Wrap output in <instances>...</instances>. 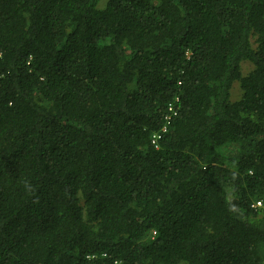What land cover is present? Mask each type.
Masks as SVG:
<instances>
[{"label": "trees", "instance_id": "obj_1", "mask_svg": "<svg viewBox=\"0 0 264 264\" xmlns=\"http://www.w3.org/2000/svg\"><path fill=\"white\" fill-rule=\"evenodd\" d=\"M0 0V264H264V0Z\"/></svg>", "mask_w": 264, "mask_h": 264}, {"label": "built area", "instance_id": "obj_2", "mask_svg": "<svg viewBox=\"0 0 264 264\" xmlns=\"http://www.w3.org/2000/svg\"><path fill=\"white\" fill-rule=\"evenodd\" d=\"M254 208L264 210V202L258 201L254 203Z\"/></svg>", "mask_w": 264, "mask_h": 264}, {"label": "rangeland", "instance_id": "obj_3", "mask_svg": "<svg viewBox=\"0 0 264 264\" xmlns=\"http://www.w3.org/2000/svg\"><path fill=\"white\" fill-rule=\"evenodd\" d=\"M105 1H106V0H100V1H99V4H100V5H103V4L105 3Z\"/></svg>", "mask_w": 264, "mask_h": 264}]
</instances>
